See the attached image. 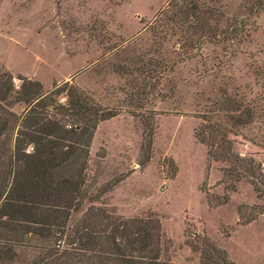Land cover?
<instances>
[{"label": "rangeland", "instance_id": "374dc122", "mask_svg": "<svg viewBox=\"0 0 264 264\" xmlns=\"http://www.w3.org/2000/svg\"><path fill=\"white\" fill-rule=\"evenodd\" d=\"M170 1L0 0V75L11 74L16 90L19 76L36 81L43 94L68 83L53 106L79 90L119 111L94 133L68 234L81 221H146L159 225L157 252L127 264H202L201 251L213 254L206 244L233 264H264V197L223 178L228 163L210 160L194 135L212 102L245 96L259 113L254 124H234L235 113L212 119L238 134L227 136L233 153L264 174V0H199L217 13L219 36L190 50L186 33L153 24ZM17 98L8 102L19 116L26 107ZM67 243L30 239L13 264H98Z\"/></svg>", "mask_w": 264, "mask_h": 264}, {"label": "trees", "instance_id": "16d2710c", "mask_svg": "<svg viewBox=\"0 0 264 264\" xmlns=\"http://www.w3.org/2000/svg\"><path fill=\"white\" fill-rule=\"evenodd\" d=\"M200 1L171 0L153 24L159 29L186 33V50L200 40H217V30L211 26V22L219 24L217 13L209 8L201 10L205 5ZM235 23L241 24L237 20ZM243 33L238 27L232 28L231 42H241ZM18 79L21 86L16 90L11 74L0 75V264H13L17 251L34 238L47 242L64 239L72 250L78 248L79 253L97 259L98 264H127L133 254L145 258L144 253H156L159 225L148 227L151 225L146 221H81L67 233L71 213L79 208L94 133L101 122L116 117L119 111L101 107L79 90L71 92L65 105L53 106L52 97L65 90L68 83L43 94L40 83L23 76ZM13 93L18 95L15 103L26 107L22 115H16L14 104L8 102ZM212 104L207 115H198L202 124L194 131L195 138L206 147L210 160L228 163L229 168L222 170L223 178L246 180L259 198L264 197L260 164L252 157L235 155L227 136L238 134L223 121L212 119L216 112L222 113L225 120L235 113V119L231 117L234 124L251 126L259 116L256 107L245 96H225ZM247 141L256 144L255 140ZM238 213L242 219V208ZM251 220L253 217L245 223ZM206 246L215 256L201 251L202 264H233L225 252L211 244ZM52 255L49 251L45 260Z\"/></svg>", "mask_w": 264, "mask_h": 264}, {"label": "crops", "instance_id": "0c3cea01", "mask_svg": "<svg viewBox=\"0 0 264 264\" xmlns=\"http://www.w3.org/2000/svg\"><path fill=\"white\" fill-rule=\"evenodd\" d=\"M30 80V79H29ZM33 81V80H32Z\"/></svg>", "mask_w": 264, "mask_h": 264}]
</instances>
